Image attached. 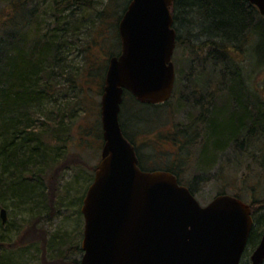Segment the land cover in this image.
Segmentation results:
<instances>
[{
  "label": "trees",
  "instance_id": "1",
  "mask_svg": "<svg viewBox=\"0 0 264 264\" xmlns=\"http://www.w3.org/2000/svg\"><path fill=\"white\" fill-rule=\"evenodd\" d=\"M44 3L37 10L32 0H10L9 11L0 18V204L23 217L21 222L11 225L0 220V264H31L30 258L23 261L30 250L40 264H79L82 231L76 230L72 236L68 230L49 233L40 223L50 222L49 205L56 209L54 197L60 187V171L71 168L72 157L66 149L71 143L82 91L79 80L96 69L91 77L96 76V82L102 81L103 85L107 58L120 53L117 25L129 0H44ZM171 14L177 30L175 52L187 44L184 39L188 41L194 32L201 46L192 51L193 57L185 56L180 69L176 66L175 71L183 81L180 84L177 80L172 97L185 94L193 84L194 98L201 93L207 101L202 102L199 110L184 102L178 103L177 108L174 106L177 111L191 106L192 112L186 111L185 122L176 126L181 134L171 141L178 149L175 156L168 158L166 168L143 167L140 156L138 167L142 171L170 172L182 184V165L193 158L195 169L203 174L216 162L218 154L228 149L239 155L234 156L237 159L248 157L250 164L242 173L236 169L240 163H234L226 167H231L233 175L221 174L225 186L240 182L242 192L232 196L243 202L242 194L249 196L253 227L246 255L250 247H255L257 235L264 231V198L259 200L256 196L258 192L264 194V87L256 91L251 87V79L247 80L248 71L264 70V17L246 0H175ZM180 27L187 39L178 33ZM252 37L256 39L254 46L250 45ZM94 49L104 53L103 61L93 62L87 68L85 63L79 68L71 66L68 55L72 50L84 55ZM244 51L248 52L246 66L242 64ZM207 61L214 62L216 73L202 72ZM201 75L203 79L209 78L204 81L193 77ZM127 98L137 106L131 115L135 124L154 120L156 108L169 104L171 98L163 104L151 105L138 102L129 92L123 93L119 122L124 137L135 146L125 134L122 122ZM144 110L151 115L145 118ZM192 114L197 116L191 117ZM98 139L103 142L101 131ZM190 146H194L193 151ZM197 149V156L193 155ZM92 180L91 176L89 184ZM221 194L229 193L224 190L218 193ZM80 199L66 198L64 206L71 209ZM76 208L75 214L81 215ZM29 231L30 237L24 243H16ZM7 234L14 237V242L8 245L13 247L10 251L17 245L27 253L7 255L3 250L8 249L3 248L9 241Z\"/></svg>",
  "mask_w": 264,
  "mask_h": 264
},
{
  "label": "water",
  "instance_id": "2",
  "mask_svg": "<svg viewBox=\"0 0 264 264\" xmlns=\"http://www.w3.org/2000/svg\"><path fill=\"white\" fill-rule=\"evenodd\" d=\"M174 1L130 0L118 22L120 53L108 59L100 101L101 159L80 208L79 264H240L246 248L248 204L221 194L201 206L172 173L140 170L120 126L124 92L152 105L172 94ZM246 1L264 17V0ZM250 261L264 263V235Z\"/></svg>",
  "mask_w": 264,
  "mask_h": 264
},
{
  "label": "rangeland",
  "instance_id": "3",
  "mask_svg": "<svg viewBox=\"0 0 264 264\" xmlns=\"http://www.w3.org/2000/svg\"><path fill=\"white\" fill-rule=\"evenodd\" d=\"M10 0H0V18H3L7 11H9V2ZM16 1V0H15ZM106 2V0H98V2ZM130 1V0H129ZM45 5L44 0H32L33 7H36L37 10L42 9V4ZM125 6V4H124ZM11 9V8H10ZM118 26V25H117ZM182 27H180L179 34L184 39L186 37V33H184L181 30ZM118 33V31H117ZM196 32H194L195 34ZM194 34L191 36L189 35V40H185L187 44L185 46L179 47L177 52L175 53V61L178 63V68L183 63V60L186 56V58H189V56H194L193 50L194 49H200V40L198 38L194 37ZM182 39V40H183ZM198 39V40H197ZM201 39V38H200ZM120 40V39H119ZM197 40V41H196ZM256 39L252 37L250 40V45L255 44ZM185 43V42H184ZM183 45V44H182ZM199 52V51H198ZM246 52V54H245ZM200 53V52H199ZM186 54V55H185ZM202 54V53H201ZM248 52L244 51L243 54V65H248V61L246 59V56ZM203 55V54H202ZM70 64L73 68H79L83 63L86 66V68L93 64V62L97 63L98 61L101 62L104 60V53L102 51L94 49L93 51H88L83 55V52H78L77 50H72L71 53L68 55ZM249 58L250 62L252 59V56H250L249 52ZM193 59V58H192ZM107 64H108V58H107ZM185 61V60H184ZM174 62V61H173ZM181 63V64H180ZM192 63V60H191ZM100 64V63H99ZM106 64V67H107ZM213 65L214 62H204L203 63V69L202 72L208 73H216L213 71ZM255 66V65H253ZM182 67V66H181ZM180 69V68H179ZM249 69V67H248ZM96 69L93 70V72L87 76H82V78L79 80V83L81 85L82 91L81 96H79L78 103V109H77V117L74 120L72 124L71 129V143L67 147L66 150L69 151V156L72 157V161L69 162V165L71 168H67V170L62 169L60 171V187L57 193V197H54V204L56 206V209H53L54 206H50L49 208L52 211L51 213V220L50 222L42 221L40 223L41 227H44L49 233H54L56 230H63L69 232V235H75L74 233L76 230L82 231L83 235V227H84V219L82 214L76 215L73 211L76 207L81 208L82 201L85 196V193L87 191L89 184L88 180L89 178L94 175V170L96 166L98 165L100 159H101V149L103 142H101L100 139H98V133L101 131V122H100V101H101V95H102V81L96 82V76L91 77V75H95ZM247 80L251 79V87L254 90H258L260 86L264 87V70L258 71V69H254L253 71H248ZM105 76V73H104ZM195 79H201L202 75L198 78L196 76H193ZM191 77V78H193ZM193 78V79H194ZM209 78L208 76L204 77V81ZM183 77H178V81L181 84ZM191 80V79H190ZM104 83V80H103ZM100 84L102 87H100ZM249 85V84H248ZM65 86V85H64ZM250 86V85H249ZM192 88H194L193 84L191 85ZM189 88L187 90V94H175L169 104L166 105H160L156 108V116H154V120L150 122H143V123H137L135 124L132 119L131 115L134 112V110L137 108L135 104H133V101H131L129 98L126 99V102L124 104V115L122 118V122L124 123L125 128V134L128 137H131L137 146L140 153H142V156H140L141 164L143 167L146 168H154L158 167L161 169H164L167 167L168 158L171 156H175L177 153V147L173 142H171L170 137L174 135L178 130L176 128L177 125H182L185 122V115L186 111L192 112V107H194L196 110H199L202 106V102H206L207 99L205 97H202L201 93H198L196 95V98H194L192 94V88ZM213 88V87H211ZM217 88V87H215ZM200 88L198 87V91ZM188 95V93H190ZM181 97L178 101V98ZM187 97V98H183ZM184 102L186 105H191L189 109L187 110H175L174 108L178 107L179 105ZM209 103V102H208ZM207 103V104H208ZM175 106V107H174ZM183 106V104H182ZM231 110V108H230ZM229 110V111H230ZM151 115V114H149ZM148 113L144 110L143 116L145 118L149 117ZM191 117L197 116L196 114L190 115ZM219 121V118H218ZM121 126V125H120ZM150 127V129H147ZM180 128V127H178ZM179 134H181V131L179 129ZM103 140V139H102ZM155 147V148H154ZM191 151L194 150V146H190ZM199 149L196 150V152L193 155L198 154ZM210 155V154H209ZM151 156H158L156 159H151ZM166 156V159L165 157ZM234 155L231 152V149L226 150V152H223L221 154H218V159L216 162H212L210 164L209 170L204 171L205 173L200 174L198 170L195 169V161L194 158L191 159L189 163L186 165H182L184 167V171L180 174V180L182 182L181 185L187 187L189 190L193 191V195L196 198V200L200 203L201 206L207 205L215 196L218 195V193L222 191H226V193H229L228 195L232 196V193H240L242 192V187L240 182H238L235 185L225 186V183L222 181L221 174H231L233 175V171L230 167V169L226 168L230 166L231 164L237 163V171L239 173H242L243 170H246V166L250 164V160L248 161L247 158H235ZM233 167V166H232ZM234 170V169H233ZM57 179V178H56ZM86 180V181H85ZM74 182H76V185H73ZM72 185L74 187H72ZM83 185V186H82ZM76 189L74 190L73 188ZM57 190V189H56ZM229 191V192H228ZM192 193V192H191ZM242 194V193H241ZM243 200L245 203L249 204V196L248 193H243ZM257 199L264 198V194L261 192H258L256 195ZM69 198V201H73V198L79 197L81 201L78 202V205H75L71 209H67L65 205V199ZM64 198V199H63ZM78 200H75L74 202L77 203ZM250 206V205H249ZM0 208H3L7 212V219L6 221L11 225L17 224L18 222H21L22 216L21 214L14 213L10 207L8 208L4 207L0 204ZM77 209V208H76ZM81 213V212H80ZM260 232V230L258 231ZM264 231L257 235V241L260 240V237L263 235ZM31 231L28 232V235H25L22 237L21 242L16 241V243H24L27 237H30ZM8 237V234H7ZM9 241H6L3 248L6 246L8 249H3L6 251L7 255L12 252L13 254H20L27 253L26 249H21L19 246L15 245L16 249L10 251L12 248L8 245L11 242H14V237L10 234L8 237ZM82 242V240H81ZM81 246V243H80ZM20 248V249H18ZM254 249V247H253ZM252 247H250L247 251V254L243 256V259L241 261V264H250L249 259L253 251ZM29 255H25L23 257V261L25 262L27 259H31L33 262L31 264H40L38 263L34 257H33V251H28ZM73 257V256H72ZM79 257V256H78ZM246 257V258H245ZM35 260V261H34ZM43 264V263H42Z\"/></svg>",
  "mask_w": 264,
  "mask_h": 264
},
{
  "label": "flooded vegetation",
  "instance_id": "4",
  "mask_svg": "<svg viewBox=\"0 0 264 264\" xmlns=\"http://www.w3.org/2000/svg\"><path fill=\"white\" fill-rule=\"evenodd\" d=\"M176 25H175V23H174V29H175V31H176V37H177V30H176V27H175ZM177 45V44H176ZM176 51V47H175V50H174V53H173V56L175 55V52ZM172 60H173V58H172ZM173 65H174V69L175 70H177L176 69V66L178 67V64H176V61L175 62H173ZM177 80H178V73L175 71V81H174V85L177 83ZM210 86H213L214 87V84H210ZM170 98H172V94H171V97ZM170 100V99H169ZM178 134H179V132L177 131L174 135H172L171 137H170V140H173V141H175L176 140V138H177V136H178ZM172 142V141H171ZM135 147V151H136V156H142V153H140L139 152V150H138V148H137V146L135 145L134 146ZM155 148V147H154ZM177 151V150H176ZM137 152H139V154L137 153ZM148 169H150V168H148ZM147 171H150V170H147ZM2 208H0V210H1ZM7 213V212H6ZM264 235V234H263ZM262 235V236H263ZM262 236L260 237V239L262 238ZM259 242H260V240H258L257 241V243H256V245H255V247H254V249H253V251L255 250V248L258 246V244H259ZM252 251V252H253ZM242 259H243V257H242ZM242 261V260H241ZM249 263L251 264V261H250V259H249ZM264 264V263H263Z\"/></svg>",
  "mask_w": 264,
  "mask_h": 264
}]
</instances>
